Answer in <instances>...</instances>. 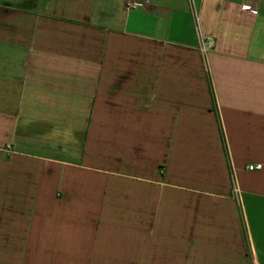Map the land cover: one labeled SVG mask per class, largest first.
I'll return each instance as SVG.
<instances>
[{
    "label": "crops",
    "instance_id": "crops-1",
    "mask_svg": "<svg viewBox=\"0 0 264 264\" xmlns=\"http://www.w3.org/2000/svg\"><path fill=\"white\" fill-rule=\"evenodd\" d=\"M142 1L0 0V264H264V0Z\"/></svg>",
    "mask_w": 264,
    "mask_h": 264
},
{
    "label": "built area",
    "instance_id": "built-area-1",
    "mask_svg": "<svg viewBox=\"0 0 264 264\" xmlns=\"http://www.w3.org/2000/svg\"><path fill=\"white\" fill-rule=\"evenodd\" d=\"M144 3L142 0H127L125 3V10L126 11H131V10H136V9H142L144 7ZM212 47V42L208 39H202L199 41V50L203 53L208 51ZM261 167L259 165L257 166H249L248 169H260ZM234 188V187H233ZM235 189V188H234ZM233 189V190H234ZM235 192H237L235 190Z\"/></svg>",
    "mask_w": 264,
    "mask_h": 264
}]
</instances>
